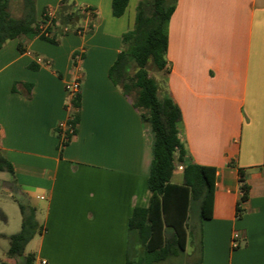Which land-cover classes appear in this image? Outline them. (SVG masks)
I'll use <instances>...</instances> for the list:
<instances>
[{
  "label": "crops",
  "instance_id": "0c3cea01",
  "mask_svg": "<svg viewBox=\"0 0 264 264\" xmlns=\"http://www.w3.org/2000/svg\"><path fill=\"white\" fill-rule=\"evenodd\" d=\"M72 1L93 8L91 30L53 27L55 42L21 34L0 47V151L13 168L0 171V195L23 196L41 225L28 251L6 250L0 264H24L28 253L32 264H264V0H176L168 19L166 68L155 74L180 111L187 157L213 166L215 180L211 216L188 211L184 246L172 241L161 258L128 227L133 208L149 201L152 132L109 76L138 0L118 16L111 0ZM12 2L19 16L22 0H10V11ZM58 3L34 0L36 19L44 8L55 14ZM74 52L83 54L78 122L60 150L55 128L69 113L64 84L75 77ZM239 170L249 185L240 203ZM170 181L182 183L180 162ZM160 221L150 249L173 236ZM192 233L199 253L172 262Z\"/></svg>",
  "mask_w": 264,
  "mask_h": 264
},
{
  "label": "trees",
  "instance_id": "16d2710c",
  "mask_svg": "<svg viewBox=\"0 0 264 264\" xmlns=\"http://www.w3.org/2000/svg\"><path fill=\"white\" fill-rule=\"evenodd\" d=\"M10 0H0V47L8 39L18 35H37L51 42L57 40L53 27L63 32L83 33L94 25L95 12L92 7H79L72 0H59L56 15L48 17L47 9L41 12L40 19L35 17L34 0H22V11L15 16L9 10ZM176 0H138L135 22L131 29L122 34L123 48L117 54L109 68L111 80L120 86L137 109L141 120L152 132L151 161L147 175V186L150 197L147 206H135L128 219L129 230H135L137 237L153 252L156 258L171 253V242H177L179 248L185 244L187 231V213L193 203L198 205L199 217L209 218L212 211L214 193L215 168L192 162L186 155L178 134L180 111L174 104L164 87V80L151 74L148 65L157 71L166 68L167 22L175 7ZM127 0H111V11L115 16L121 15ZM87 20L85 26L81 25ZM49 20L42 28V23ZM59 31V32H60ZM82 52H74L73 59L82 57ZM133 60L132 71L129 72ZM78 96L71 100L72 117L69 123L73 133L65 140H59L61 150L75 133L78 122ZM176 162L182 164V183L170 181ZM0 171L13 173L10 161L0 151ZM239 203L248 195L249 185L239 170ZM239 203L236 207L240 214ZM21 214L20 229L8 235L9 256L21 255L27 242L41 225L34 216V208L18 202ZM0 218L5 215L0 212ZM173 228V236H169L162 247L150 249V243L159 238L158 225L161 222ZM151 239V241L149 240ZM147 242V243H146ZM150 242V243H149ZM152 244V243H151ZM32 254L25 255L24 264H32ZM128 264H132L128 262Z\"/></svg>",
  "mask_w": 264,
  "mask_h": 264
},
{
  "label": "rangeland",
  "instance_id": "374dc122",
  "mask_svg": "<svg viewBox=\"0 0 264 264\" xmlns=\"http://www.w3.org/2000/svg\"><path fill=\"white\" fill-rule=\"evenodd\" d=\"M11 12L13 15L18 14V9L16 7L15 2H12L11 4ZM56 15V13H55ZM131 66L129 67V72L132 71V65H133V60H131ZM148 70L151 74H155L157 70L152 66L148 65ZM1 190H3L1 188ZM13 196H2L0 195V209L2 212H4L6 219L2 220L0 218V231H2L4 234L0 236V255L4 256L5 251L8 249L9 246V239H8V234L17 232L20 229V211L18 207V202H25V198L17 193H15L13 190H9ZM198 212V205L197 203H193L190 208H189V217L192 218L194 217ZM31 243H29L25 247V251H28L30 248ZM199 253V246L197 244V238L195 235L192 233L188 235L187 238V245H186V251L184 256L172 260V262L175 261H186L190 262L194 256H196ZM170 263V262H169ZM169 263H164V264H169Z\"/></svg>",
  "mask_w": 264,
  "mask_h": 264
},
{
  "label": "built area",
  "instance_id": "2783aa9c",
  "mask_svg": "<svg viewBox=\"0 0 264 264\" xmlns=\"http://www.w3.org/2000/svg\"><path fill=\"white\" fill-rule=\"evenodd\" d=\"M46 15L48 17H53L54 16V12L52 10H47L46 11ZM49 22V20H45L44 23H42V28H44L47 23ZM80 59L79 56H77L74 59V68H75V77L67 82H65L64 84V89L66 92V102H65V107L67 109H69V113L68 116L66 117V119L61 120L57 123L56 125V134L58 136V139L61 140H65L67 138V136L69 134L73 133V127L72 125L69 123V119L72 117V114L70 113L72 111V105H71V100L73 99V97L79 92V88H80V75H79V70L77 67V62ZM238 237V233L234 232L232 235V240H233V246L236 245V239Z\"/></svg>",
  "mask_w": 264,
  "mask_h": 264
}]
</instances>
